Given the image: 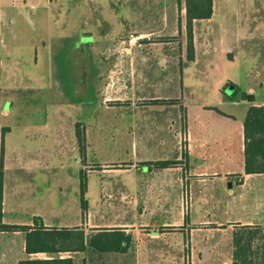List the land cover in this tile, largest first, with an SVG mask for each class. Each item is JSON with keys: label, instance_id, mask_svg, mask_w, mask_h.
Instances as JSON below:
<instances>
[{"label": "crops", "instance_id": "obj_1", "mask_svg": "<svg viewBox=\"0 0 264 264\" xmlns=\"http://www.w3.org/2000/svg\"><path fill=\"white\" fill-rule=\"evenodd\" d=\"M243 1L233 0L235 8L230 9L229 0H212L211 16L192 20L189 51L183 0L180 7L177 0H88L90 9L82 16L90 27L84 26L81 33H94L96 40L83 42L90 48L85 54L111 63V80L100 104L128 103L141 112L119 120L130 127L122 148L111 140H93L83 123L71 122L55 130L49 153L73 154L75 161L80 159L73 167L59 162L49 168L36 152L9 141L12 120L0 121V222L29 229L39 224L73 228L83 233L84 246L78 242L72 249L59 240L50 244L56 251L27 252L25 231L0 230V264L53 258H71V264H264V172L245 173L243 166L245 110L264 106V0H248L259 15L253 25L246 27L245 17L234 22L238 39L247 37L246 30L254 31L253 46L217 35L212 21L218 12L242 13ZM52 2L0 0V24L12 29L23 21L38 30L53 17ZM221 27L224 24L216 29ZM51 53L47 50L46 56ZM247 59L254 63L249 74L243 67ZM153 71L164 77L161 82L159 76L155 78L156 90L135 96L136 74L150 86L156 81ZM120 88L126 96H112ZM236 88L254 94L253 101L239 96L231 100L237 113L223 106ZM113 99L128 101L107 104ZM157 107L165 111L159 118L148 112ZM11 111L1 108L0 114L6 117ZM77 123L84 132L83 152L75 136ZM48 124L44 122L42 128ZM134 127L139 128V139ZM147 129L162 132L157 151L149 144ZM88 150L102 156L97 164L84 162ZM128 155L130 162L124 160ZM164 159L179 162L142 171L145 161ZM87 172L104 176L97 199L93 204L86 201L82 209L80 173L86 179V199ZM125 173L129 174L125 181L115 180ZM102 206L111 207L112 214L102 213ZM156 219L160 224L153 226ZM91 235L93 247L87 244ZM122 235L129 238L120 242L125 249L114 250V237Z\"/></svg>", "mask_w": 264, "mask_h": 264}, {"label": "rangeland", "instance_id": "obj_2", "mask_svg": "<svg viewBox=\"0 0 264 264\" xmlns=\"http://www.w3.org/2000/svg\"><path fill=\"white\" fill-rule=\"evenodd\" d=\"M243 2L242 13H236L237 11L233 10L227 11V14L216 13L212 20L214 23L213 28L217 35L225 36L229 40H238L241 43L246 42L253 46L257 42L253 30H246L245 34L247 37H244L245 39L243 40V37L238 39L236 36L237 31L234 29V22L236 19L238 20V17H245L247 21L246 27L253 25V22L259 20V15L252 4H249L248 0ZM52 5L55 12L51 21L47 24H40L38 30H32L28 24L24 26L23 21H21L20 27L11 25L12 29H5L0 24V109L4 108L7 110L12 108L11 115L3 117L0 114V121L2 123L5 121L6 123V121L12 120L15 126L12 133L8 135L9 141L23 150L36 152L41 162L47 164L49 168L50 165H59V162H63V166H71L79 163L80 160L76 157L75 161L73 154L57 157L49 153L48 148H50L49 145H51V141L55 137V130H63L67 123H83L86 124L88 134L93 140H111L115 142V145L122 148L121 146L125 145V139L130 136L126 133L130 128L126 125L129 124L124 121L134 116V113L141 112V108L137 109L136 107V110H134L128 103L110 106L100 104L106 93L107 83L111 80L108 76V68L111 67L110 62L102 61V65H104L106 70L103 83L99 82L100 88H102L101 94L94 96L96 92L94 93L93 89L91 90L87 85L83 89L84 93L82 92V89H80L81 84L87 79H84L80 72L81 70L86 71L88 66L86 62L81 66L80 63L72 60V58L77 59L78 55L82 59L87 58L85 54L87 46L83 48L79 43L87 40L95 42L96 40L94 33H81L84 26L90 27L88 23H85L86 21H83L84 18L82 16L83 10L90 9L89 2L88 0L84 2L81 0H53ZM229 5L230 9L232 7L235 8V6H232L233 0H229ZM238 10H240V7ZM219 24H224L225 28L216 29ZM248 40L249 43L247 42ZM43 43L46 44V48ZM47 50L52 51L51 56H46ZM248 60L243 63V67L249 74L253 70L254 63ZM152 76L154 77L153 80H156L155 84L146 86L140 73L136 74L134 83L136 85L135 96H142L141 92L143 90L155 91V87L159 83L158 79L160 78L161 82L162 78H164L163 75L156 71L152 72ZM124 80L123 78L122 81L124 82ZM122 89L124 90V88ZM122 89L120 88L118 90L119 93L115 92L112 96L124 98L126 94L122 92ZM126 92L130 96V91L127 90ZM3 99H5V104H1ZM86 99L92 101L93 105L89 104L87 107H81L80 103ZM11 100L13 104L10 107L9 103ZM76 101L78 102L76 103ZM118 101L120 100H109L107 104H114ZM121 101L127 102L128 100L123 99ZM227 102V104L223 105L224 107L230 111H235V113L239 111L231 103V100ZM158 109L157 107L148 112L153 117L159 118L161 117L160 114H164L165 111H159ZM119 120L124 121L121 123ZM46 121H49V124L42 128L43 123ZM113 121L116 123L115 126H109ZM94 122L97 123L95 124ZM53 123L57 125L56 128ZM92 124L96 126H92ZM134 128L137 131L135 132L137 133L135 137L139 139V128ZM151 129L156 130V128L152 127ZM146 133V135L150 136L149 144L157 151L158 145H155L157 144L158 136L162 132H156L157 134L152 132V134L147 129ZM69 136H72V132H69ZM101 157V155L94 154L91 150H88L84 153V162L95 165ZM126 158L124 160L130 162V155ZM183 164H187L186 160H183ZM71 167L69 169H72ZM87 168L91 169L92 167ZM146 168L147 165L143 166L142 171H145ZM128 175L125 173L114 178L116 181H125ZM100 176L104 175L89 172L86 174L89 188V197L86 198V201L89 204H93L98 197ZM100 208L102 213L108 216L113 212L111 207L102 206ZM108 216H106V219H108ZM158 224H160L158 219L152 222L153 226Z\"/></svg>", "mask_w": 264, "mask_h": 264}, {"label": "trees", "instance_id": "obj_3", "mask_svg": "<svg viewBox=\"0 0 264 264\" xmlns=\"http://www.w3.org/2000/svg\"><path fill=\"white\" fill-rule=\"evenodd\" d=\"M180 7L181 0H177ZM185 6V31L187 38V48L192 50V20L199 18H208L212 14V0H183ZM244 127V150H243V166L245 173L264 172V106L251 105L245 110L243 116ZM75 136L79 151L83 152L85 147V137L83 129L78 123L75 125ZM179 161L172 159L145 161L144 164L150 167H165L170 166ZM84 175L80 173V202L81 208L86 209V199L84 198L85 181ZM1 183V182H0ZM1 185V184H0ZM1 189V188H0ZM1 196V195H0ZM27 225L6 224L0 222L1 231L23 230L26 232L25 249L27 252L35 251H56L50 244H55L59 240L64 242V245L70 248H76L77 243L82 245L83 233L75 232L73 228H45L41 224L36 227ZM108 240L110 238H107ZM126 236H115L113 245L114 250H124L125 246H121V241L128 240ZM88 246H94V236H90L87 240ZM109 248V247H108ZM35 263H68L71 264V258L59 259L53 258L50 260H23L18 264H35Z\"/></svg>", "mask_w": 264, "mask_h": 264}, {"label": "flooded vegetation", "instance_id": "obj_4", "mask_svg": "<svg viewBox=\"0 0 264 264\" xmlns=\"http://www.w3.org/2000/svg\"><path fill=\"white\" fill-rule=\"evenodd\" d=\"M80 44V46H82L83 48L84 47H86L88 50L90 49L89 48V45H87V44H85V43H79ZM50 58V57H49ZM78 59V60H77ZM77 59H75V58H72V60H74V61H77L78 63H80L81 64V66L83 65V63L84 62H86L87 63V66H88V68H87V70L86 71H84V70H81V72H80V75L81 76H83L84 77V79H87V81H83V83L81 84V88L80 89H82V92H83V89H85L86 88V85L88 86V88L90 87L91 88V90L93 89V92L95 93L96 92V94H94V96L95 95H97V96H99L100 94H101V91H102V88H100V84H99V82L101 83H103V80H104V75H105V67H104V65H102L103 64V62H102V60H99L98 58H96L95 56L93 57V56H89V57H87V58H84V59H82L81 57H80V55H78V58ZM104 69V70H103ZM241 91H240V89L239 88H236V90L231 94V95H229V96H227L230 100H233V99H235V98H238V96H239V93H240ZM84 93V92H83ZM93 96V97H94ZM95 98V97H94ZM92 100V99H91ZM78 101H76V103H77ZM80 102V101H79ZM93 105V102L92 101H90V100H83L81 103H80V106L81 107H83V106H85V107H87V105Z\"/></svg>", "mask_w": 264, "mask_h": 264}, {"label": "water", "instance_id": "obj_5", "mask_svg": "<svg viewBox=\"0 0 264 264\" xmlns=\"http://www.w3.org/2000/svg\"><path fill=\"white\" fill-rule=\"evenodd\" d=\"M239 97L241 100H246V101H253L254 100V94L249 93V92L244 91V90L239 93Z\"/></svg>", "mask_w": 264, "mask_h": 264}]
</instances>
